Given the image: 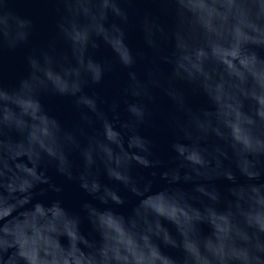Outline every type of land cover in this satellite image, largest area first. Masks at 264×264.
I'll return each mask as SVG.
<instances>
[{
	"label": "water",
	"instance_id": "obj_1",
	"mask_svg": "<svg viewBox=\"0 0 264 264\" xmlns=\"http://www.w3.org/2000/svg\"><path fill=\"white\" fill-rule=\"evenodd\" d=\"M0 264H264V0H0Z\"/></svg>",
	"mask_w": 264,
	"mask_h": 264
}]
</instances>
